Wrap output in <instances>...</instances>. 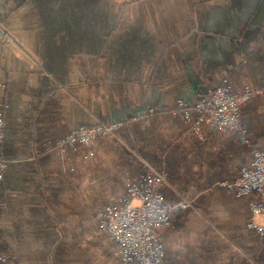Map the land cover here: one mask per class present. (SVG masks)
<instances>
[{
    "label": "crops",
    "instance_id": "crops-1",
    "mask_svg": "<svg viewBox=\"0 0 264 264\" xmlns=\"http://www.w3.org/2000/svg\"><path fill=\"white\" fill-rule=\"evenodd\" d=\"M0 25L10 36L0 39L8 84L0 95L8 161L0 252L8 251V264H53L49 256L65 250V218L55 214L69 187L60 174L87 147L44 154V144L82 125L119 120L149 123L142 145L168 174L162 191L175 219L185 220L180 206L189 205L191 217L208 216L213 226L188 241L166 231L165 264H232L236 253L250 258L253 241V262L264 264L246 200L219 185L238 175L251 149L233 132L207 129L201 141L169 112L180 98L201 99L225 75L235 86L264 87V0H0ZM242 119L264 147V93L243 107ZM210 220H238L243 240Z\"/></svg>",
    "mask_w": 264,
    "mask_h": 264
},
{
    "label": "built area",
    "instance_id": "built-area-1",
    "mask_svg": "<svg viewBox=\"0 0 264 264\" xmlns=\"http://www.w3.org/2000/svg\"><path fill=\"white\" fill-rule=\"evenodd\" d=\"M0 39H10L1 25ZM7 89V82L0 76V95ZM263 93L264 87L251 83L235 86L225 75L221 83L209 89L201 99L188 102L180 98L169 112L181 117L201 141L206 139L207 129L233 132L251 149L252 158L241 167L238 175L220 181L219 185L246 200L250 212L247 225L258 233L264 246V147L249 135L242 119L243 107ZM156 112L154 108L150 109V114ZM126 124V121L119 120L79 126L55 141L46 142L42 153L61 155L69 149L77 151L98 139L115 135ZM5 127L6 119L0 103V192L8 169V161L3 155ZM168 182L167 172L146 164L141 175L126 181L125 194L117 202L98 211V227L116 244L119 264H165L164 233L175 229L176 209L162 191ZM5 207L6 203L0 197V212ZM8 262V256L0 252V264Z\"/></svg>",
    "mask_w": 264,
    "mask_h": 264
},
{
    "label": "rangeland",
    "instance_id": "rangeland-1",
    "mask_svg": "<svg viewBox=\"0 0 264 264\" xmlns=\"http://www.w3.org/2000/svg\"><path fill=\"white\" fill-rule=\"evenodd\" d=\"M148 124L143 123V128L149 129L150 125L148 126ZM127 127L125 125L123 130ZM129 127L132 133L128 138L123 135V130L122 132L118 131L115 135L98 139L91 146L85 148L84 151L89 157L78 158L72 164L62 162L67 168L66 172L60 175L63 176L69 187L68 193H65L68 203L56 209L55 215L58 218L61 216L65 218L62 219V222L65 223V226L62 225L65 232L63 244L69 253L66 254L67 252L64 250V253H59L57 258L53 255L49 256V261L52 260L53 264H67L66 262L68 264H119V258L115 253V243L111 242L106 233L100 231L97 213L106 203L120 197L125 191L126 181L141 175L146 164L158 168L153 161L137 151L136 147L140 146L143 141L138 140V133L131 126ZM149 132L152 131L149 130ZM124 148L130 153L127 154ZM73 167L75 170L71 169ZM187 207L188 209L182 211V214L187 215L186 219L176 218L173 231L182 232L184 237L196 230L205 231L213 227L206 219L208 216L203 221L197 220L190 216L192 207L189 205ZM194 207L197 209V206ZM216 209L219 210V207ZM210 221L216 226L229 230L232 235L231 239L235 242L243 240L238 238L235 233L241 227L238 225V220ZM1 232L2 230L0 236ZM203 238L198 237L197 240L200 242L206 240ZM182 239L180 242L186 243L188 236L187 241ZM252 245H254V241L249 246ZM8 258L10 263V255Z\"/></svg>",
    "mask_w": 264,
    "mask_h": 264
},
{
    "label": "trees",
    "instance_id": "trees-1",
    "mask_svg": "<svg viewBox=\"0 0 264 264\" xmlns=\"http://www.w3.org/2000/svg\"><path fill=\"white\" fill-rule=\"evenodd\" d=\"M143 123L144 122L142 120H140V122H136L131 126L132 129L138 133V138H139L138 140H142V141H143V137L145 134V130L143 128ZM122 130H123V128H121L119 131L122 132ZM146 130H148V128ZM122 133L126 138H128V136H130L132 133L131 128L130 127L125 128V130H123ZM53 141H55V140H53ZM136 149L141 155H143L146 158H148L149 160L153 161L156 164V166L159 169H161V165H159V159H158L157 155L153 151H151V149H145L142 144L140 146L136 147ZM124 150H126V149L124 148ZM126 153L129 154L130 151L126 150ZM127 163H129V162H127ZM186 209H188L187 206H184V205L180 206V211H184ZM174 222H176L175 215H174ZM2 251L4 254L9 256L8 251L3 246H2ZM248 252H250V254H249L250 258L247 256H244L243 254H240V253H236V254L232 255V260H233L232 264H254V262H253L255 259V257H254V245H252L251 248L248 249ZM168 260H169V257L166 259V261H168Z\"/></svg>",
    "mask_w": 264,
    "mask_h": 264
}]
</instances>
